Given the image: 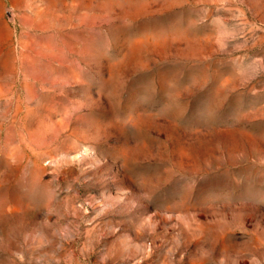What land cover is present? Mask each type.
<instances>
[{"label": "rangeland", "instance_id": "374dc122", "mask_svg": "<svg viewBox=\"0 0 264 264\" xmlns=\"http://www.w3.org/2000/svg\"><path fill=\"white\" fill-rule=\"evenodd\" d=\"M0 264H264V0H0Z\"/></svg>", "mask_w": 264, "mask_h": 264}]
</instances>
